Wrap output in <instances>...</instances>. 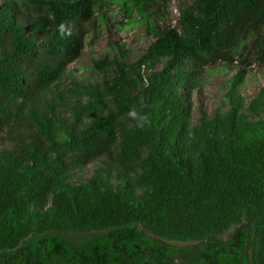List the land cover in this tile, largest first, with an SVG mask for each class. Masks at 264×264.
<instances>
[{
	"label": "trees",
	"instance_id": "trees-1",
	"mask_svg": "<svg viewBox=\"0 0 264 264\" xmlns=\"http://www.w3.org/2000/svg\"><path fill=\"white\" fill-rule=\"evenodd\" d=\"M116 6L151 42L109 43L93 84L69 66ZM178 8L165 27V0H0V264H264V85L239 96L264 0ZM218 63L226 101L195 119Z\"/></svg>",
	"mask_w": 264,
	"mask_h": 264
},
{
	"label": "rangeland",
	"instance_id": "rangeland-1",
	"mask_svg": "<svg viewBox=\"0 0 264 264\" xmlns=\"http://www.w3.org/2000/svg\"><path fill=\"white\" fill-rule=\"evenodd\" d=\"M194 0H165L166 10H164V22L162 26L169 27L170 24H174L177 20V15L179 12L178 6H187L191 4ZM106 16L107 24L101 22H93L86 26L88 30V37L86 48L83 56L72 63L69 66L71 71H74L76 76H84L86 80L90 83H98L103 80V77L98 71L94 70V62L104 59L107 55L111 57L117 54V48L107 46L109 43H119L123 45L124 48L129 51L130 59L132 61L136 60L144 50L147 48L151 40L145 36V31L143 27L139 25H133L127 28L119 29L120 22H127L133 24L131 20H127L126 17L119 11V7H113L112 10H103ZM218 66V67H217ZM238 65L234 64L230 66L229 71H218L219 68H225L222 63H218L216 66L212 67L214 69L213 73L203 72V87L198 88L194 94L195 103V119L199 117L198 107H202L207 115L214 112L221 103L226 101L224 89V83L231 78L237 71ZM263 71V67H258L253 65L249 73L250 80L244 89L239 90V96L245 98L255 94L263 85L264 77L259 78L258 72ZM61 114L67 117V120H72L69 118L70 111H65L63 109ZM3 137V136H2ZM0 144H4L3 140H0ZM7 147V144L3 145L0 150ZM92 166L88 168V171L83 174L85 178H90L92 173ZM167 245H172L175 247H187L195 245L191 242L186 243H174L169 241H164Z\"/></svg>",
	"mask_w": 264,
	"mask_h": 264
},
{
	"label": "clouds",
	"instance_id": "clouds-1",
	"mask_svg": "<svg viewBox=\"0 0 264 264\" xmlns=\"http://www.w3.org/2000/svg\"><path fill=\"white\" fill-rule=\"evenodd\" d=\"M112 8H113V7H112ZM178 9H179V8H178ZM178 18H179V12H178V15H177V20H178ZM164 19H165V17H164ZM177 20L175 21L174 24H176ZM163 22H164V21H162V23H160L161 26H162ZM174 24H173V25H174ZM171 25H172V24H170V26H171ZM173 25H172V26H173ZM113 43H114V42H113ZM235 64H236V63H235ZM236 65H237V64H236ZM253 65H254V64H253ZM253 65H252V66H253ZM255 65H257L258 67H261V66L258 65V64H255ZM252 66L249 68V73H250V71H251ZM263 68H264V67H263ZM256 72H258V71H256Z\"/></svg>",
	"mask_w": 264,
	"mask_h": 264
}]
</instances>
